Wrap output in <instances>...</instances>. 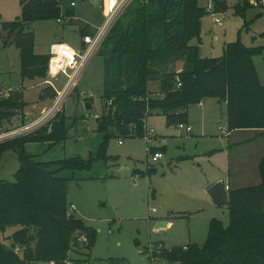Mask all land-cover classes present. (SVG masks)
Wrapping results in <instances>:
<instances>
[{
	"label": "trees",
	"instance_id": "1",
	"mask_svg": "<svg viewBox=\"0 0 264 264\" xmlns=\"http://www.w3.org/2000/svg\"><path fill=\"white\" fill-rule=\"evenodd\" d=\"M198 1L132 0L111 27L97 52L104 69L100 92L104 112L96 120V130L102 134L98 158L109 159L105 148L112 136L143 137L148 115H163L168 124L183 123L189 107L206 98L225 103L227 131H264V85L253 63L264 45L245 46L237 40L226 42L220 56H202L198 43L206 11ZM213 1L216 10H226V0ZM71 2L74 0H20V18L0 23L3 45L14 44L19 50L21 79H44L47 72L49 54L35 53L30 24L61 19V6L70 15ZM249 5V0L238 1L235 12L244 18ZM250 22L244 19L243 28L248 29ZM86 31V26L79 27L82 36ZM259 37L264 38V30ZM194 39L197 44L191 43ZM179 60L183 61L181 71L170 70ZM152 81H158L159 95L149 96ZM44 91H48L47 98L53 97L51 87ZM24 107L20 89L0 96V128L3 121L22 115ZM65 120L54 122L50 134L31 132L3 146L17 151L19 168L15 181H0V230L22 228L14 231L9 244L0 241V264H58L71 250L73 234L75 238L84 234L86 249L95 241V230L68 211V180L57 176L65 170L87 169L91 161L70 157L42 162L23 150L27 142L42 140L52 146L66 140ZM160 149L150 147L149 153ZM47 165L57 168L51 170ZM258 170L257 185L228 191L227 225L212 219L202 246L163 247L157 257L168 264H264V156ZM12 243L23 246L22 256L13 252Z\"/></svg>",
	"mask_w": 264,
	"mask_h": 264
},
{
	"label": "rangeland",
	"instance_id": "2",
	"mask_svg": "<svg viewBox=\"0 0 264 264\" xmlns=\"http://www.w3.org/2000/svg\"><path fill=\"white\" fill-rule=\"evenodd\" d=\"M131 1H124L111 27ZM238 1L241 0H226L227 8L223 11L220 24L214 23L207 16L201 18L198 44L202 56H220L226 42L239 40L245 46H250L257 41H263L259 33L264 29V13L256 19H253V13L264 7L249 5L243 18L235 12V4ZM103 2L104 0H74L75 5L73 9L70 8V15L66 14V8L60 7V22H32L30 28L34 33L35 52L48 54L53 42L66 43L83 52L79 27L86 26L85 34H92L103 24ZM204 3L205 0L198 1L201 6H204ZM20 16V0H0V23L13 22ZM244 19H253L248 29L243 28ZM1 34L0 30V96L22 86L24 109L32 113L24 112L2 123L0 181H15L19 168L17 151L3 147L8 140L35 131L50 134L52 124L62 117L66 118L68 138L52 146L42 140L27 142L23 149L25 154L34 156L35 160L49 163L70 157H79L85 162L91 161L87 169L68 171L63 176L68 180V211L73 204L75 209L70 213L95 230V241L90 249H86L85 241L80 240L84 234L77 238L74 234L71 236L72 247L66 257L71 264H168L157 257L160 249L188 244L202 246L212 219L219 220L223 225L228 224L227 208L215 205L204 190L209 176L218 174L219 168L226 160V153L214 150L219 149L222 142L227 143L226 134L220 131V127L227 129L222 106H215V109L206 111L203 129L199 126V110L190 106V114L196 121H188L191 116L189 115L187 121L183 122L191 127L190 132L179 128V123L168 124L163 115L150 114L144 124V133L153 131L149 143L144 137L112 136L105 148V155L109 159L98 158L102 134L95 129V125L104 112L100 98L104 69L102 56L97 52L102 42L86 62L78 77L77 86L62 104L60 103V109L48 114L49 110L40 111L42 103L47 104L45 107H50L52 103L42 102L43 87L50 81L60 89L64 86L66 78L59 75L55 79H49L46 74L44 79H37L44 84L38 85L35 80L29 79L21 81L19 50L14 44L4 46ZM252 36L256 37L254 41ZM191 43L197 44V41L194 39ZM182 66L183 61L179 60L170 65L169 69L179 72ZM148 89L149 96L160 94L158 81L150 82ZM44 93L49 95L48 91ZM81 93L88 99L82 100ZM85 102L91 103L90 109L84 108ZM46 113L47 116L44 117ZM94 114L99 116L94 118ZM24 115L27 117L23 118ZM157 146L164 147L163 157L153 162L147 148ZM263 149L264 138H261L246 153L257 154ZM47 166L51 170L57 168L56 165ZM59 174L60 172L57 176H60ZM165 216L171 220V225L156 230L155 220ZM18 228L22 227L13 226L4 231L0 230V241L9 244L10 237ZM33 242L30 245H33ZM16 244L18 243H12L11 246ZM139 250L143 253H139Z\"/></svg>",
	"mask_w": 264,
	"mask_h": 264
},
{
	"label": "crops",
	"instance_id": "3",
	"mask_svg": "<svg viewBox=\"0 0 264 264\" xmlns=\"http://www.w3.org/2000/svg\"><path fill=\"white\" fill-rule=\"evenodd\" d=\"M257 13H260V15L256 16ZM263 13H264L263 8L255 11L253 13V19L258 18ZM207 18H209V17H207ZM208 32H210V30H208ZM254 39H256V37L252 36V41H254ZM261 39H263V41H261V42L257 41L255 44L253 43L250 46L264 45V38H261ZM81 47L83 48L82 42H81ZM222 49H223V47H222ZM38 54H44V53H38ZM200 54L202 55L201 50H200ZM253 63L255 65L259 81L262 85H264V49L260 54L253 57ZM37 79H29V80H35L36 81L35 84H38V85L42 84V83L44 84V82H40ZM21 81H22V79H21ZM48 85L51 86V89H52L54 95L51 99L47 98L46 93H44L45 91H43L41 93V100H42V102H45V101L52 102L50 104V106H51L57 97V93L59 91H61V89L63 87L59 89V88L55 87L51 82ZM48 85L45 87H49ZM45 87H43V88H45ZM43 88L41 90H43ZM15 89H20V91H21L22 86H20L19 88H15ZM15 89H12V90H15ZM9 91H11V90H9ZM201 101H202V104L200 106L194 105V106H192V108H197L199 110V112H200L199 126H200V128L203 129V125L206 123V117H205V115L207 113L206 111L215 109V106H217V107L222 106L224 109V112H225V103H218L215 98H213V99L212 98H206V99H203ZM46 105L47 104L42 103V105L40 107V111H44V110L48 109L49 107L48 106L45 107ZM191 109H188L189 112L187 111V116L189 117V115H191L190 119L188 118V121L194 122L196 120L193 119L192 114H190ZM24 112H25V114L26 113H32V111H28L25 109L23 110V113ZM187 124L188 123H186V125ZM95 129H96V125H95ZM220 131H221V133H223V131L221 129H220ZM186 132H190V131H186ZM249 133H251L250 134L251 136L248 135ZM224 134H226L227 143L222 142L220 145L221 147L219 149H214V150L221 152V153L224 152V154L226 153V160H225L224 164L221 166V168H219L218 174L213 173L212 175L209 176V179L205 183L206 184L204 187L205 192H207L208 188L217 181H222L225 184H228L230 189H239V188L249 187V186L257 185L260 182L258 163H259L260 159L262 158V156H264V149L259 150L257 152V154H252V152L251 153H249V152L246 153V152L252 148L253 144H255L257 141H259L261 138H264V131L261 129L242 128V129H235V130L227 131V132H224ZM33 142H37V141H33ZM33 142H31V143H33ZM46 142H48V141H46ZM225 143H226V145H225V147H223V144H225ZM156 148H161L160 150L162 152L164 151L163 146H157ZM67 172H68V170H66V172L62 171V172H60L59 175L61 177H63L65 175V173H67ZM208 196H209V194H208ZM210 199H211V197H210ZM211 201H212V199H211ZM224 206L226 207V205H224ZM224 206H221V207H224ZM161 220H164L167 223L164 227H159V228H155V225H154V228L156 230H159L161 228H167L172 223L171 220H169V218H167L166 216L160 217L159 219H156L155 221L157 222V221H161ZM183 246H186V245H183Z\"/></svg>",
	"mask_w": 264,
	"mask_h": 264
},
{
	"label": "built area",
	"instance_id": "4",
	"mask_svg": "<svg viewBox=\"0 0 264 264\" xmlns=\"http://www.w3.org/2000/svg\"><path fill=\"white\" fill-rule=\"evenodd\" d=\"M124 1L125 0H106L105 3H102L101 9L102 11H104V15H105L104 22L92 34H85L82 36L81 42L84 48L83 52L74 49L72 46L66 43L53 42L50 44L46 74L49 79H55L59 75H63L66 78V82L63 88L61 89V91L57 93V97L54 103L48 109H46L49 110L48 114L51 111H58L66 96L77 86V80L81 71L83 70L90 56L93 53H95L100 43L102 42L103 37L106 35L107 31L113 24L115 18L120 13ZM249 2L253 7H259V8L264 7V0H249ZM70 5L74 7L75 3L71 2ZM204 8L206 11L205 16L211 18V20L216 24H220L222 22L224 12L216 10L213 0H205ZM57 21L60 22L61 20L58 19ZM48 82L50 83V81ZM80 96L82 100L88 99V97H86L84 93H81ZM201 104L202 101H199L196 105L200 106ZM44 115H45L44 117H46L47 113ZM98 116L99 115L97 114L93 115L94 118H97ZM178 127L183 128L186 131L191 130L190 126L184 125L183 123H179ZM220 129L223 132H227V129H223L222 127H220ZM152 132L153 131L150 130L144 133L143 137L147 140L148 143L152 139ZM149 148L150 147L147 148L148 152H149ZM150 154H151V161L153 162L159 161V159L163 157V153L161 150L155 151ZM225 189L227 192L230 190L228 184H225ZM74 209L75 206L71 205L69 211L71 212ZM80 240L86 241V237L82 236ZM19 245L20 244L13 245L12 250L16 254H23L24 248H22ZM139 253H143V252L139 250ZM29 264H35V262H30ZM48 264H56V263L50 262ZM58 264H71V261L65 259Z\"/></svg>",
	"mask_w": 264,
	"mask_h": 264
},
{
	"label": "water",
	"instance_id": "5",
	"mask_svg": "<svg viewBox=\"0 0 264 264\" xmlns=\"http://www.w3.org/2000/svg\"><path fill=\"white\" fill-rule=\"evenodd\" d=\"M90 108H91L90 102H86L85 109L88 110ZM207 193L209 194V196L212 199V202L215 205L224 206L227 204L228 192L225 189V183L224 182H222V181L215 182L213 185H211L208 188ZM166 223L167 222L164 220L157 221L155 223V228L164 227L166 225Z\"/></svg>",
	"mask_w": 264,
	"mask_h": 264
}]
</instances>
